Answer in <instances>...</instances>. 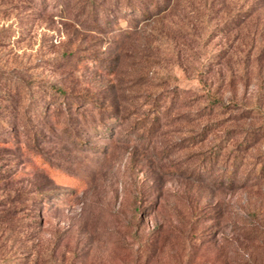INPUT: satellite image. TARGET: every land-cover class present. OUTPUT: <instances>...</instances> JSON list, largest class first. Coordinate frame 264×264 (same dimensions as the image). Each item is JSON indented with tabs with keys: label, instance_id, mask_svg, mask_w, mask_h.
Here are the masks:
<instances>
[{
	"label": "rangeland",
	"instance_id": "obj_1",
	"mask_svg": "<svg viewBox=\"0 0 264 264\" xmlns=\"http://www.w3.org/2000/svg\"><path fill=\"white\" fill-rule=\"evenodd\" d=\"M92 1L0 0V264H264V0Z\"/></svg>",
	"mask_w": 264,
	"mask_h": 264
},
{
	"label": "trees",
	"instance_id": "obj_2",
	"mask_svg": "<svg viewBox=\"0 0 264 264\" xmlns=\"http://www.w3.org/2000/svg\"><path fill=\"white\" fill-rule=\"evenodd\" d=\"M89 2H90V3H93V1H92V0H89ZM93 13H94V9H92V10H91V15H92ZM55 91H56V93H58V97H59V96H63V94H64V92H63V91H60V90H58V89H57V90H55ZM57 106H60V105H59V104H57ZM1 125H2V124H1Z\"/></svg>",
	"mask_w": 264,
	"mask_h": 264
}]
</instances>
